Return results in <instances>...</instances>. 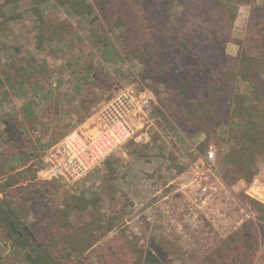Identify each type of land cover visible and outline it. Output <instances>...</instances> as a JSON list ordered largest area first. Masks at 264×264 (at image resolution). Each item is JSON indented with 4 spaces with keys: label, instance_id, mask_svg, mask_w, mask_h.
I'll return each mask as SVG.
<instances>
[{
    "label": "rangeland",
    "instance_id": "rangeland-1",
    "mask_svg": "<svg viewBox=\"0 0 264 264\" xmlns=\"http://www.w3.org/2000/svg\"><path fill=\"white\" fill-rule=\"evenodd\" d=\"M86 4L94 5L0 0V200L29 237L0 224V264H31L18 244L32 240L56 264H264V127L249 131L252 155V143L242 148L247 124L236 114L206 124L202 89L186 101L166 83L168 67L148 72L147 51L126 52L122 30ZM235 6L229 57L243 49L252 9ZM203 12L204 5L179 9L181 37L209 32L214 22ZM144 87L157 97L147 144H124L74 182L45 177L52 146L88 128L114 97ZM235 88L253 92L241 79ZM238 168L244 171L235 181ZM250 222L255 230L240 234Z\"/></svg>",
    "mask_w": 264,
    "mask_h": 264
},
{
    "label": "trees",
    "instance_id": "trees-1",
    "mask_svg": "<svg viewBox=\"0 0 264 264\" xmlns=\"http://www.w3.org/2000/svg\"><path fill=\"white\" fill-rule=\"evenodd\" d=\"M93 3L106 24L122 30L121 38L126 41V52L144 56L147 51L145 65L148 72L150 69L168 67L166 83L170 87L174 85L186 101L195 98L199 87L202 89L206 99L202 106H209L205 113L206 124L207 121L213 124L216 116L224 113L231 116L236 114L240 121L245 122L248 131L241 145L245 150L252 143L251 154L254 155L256 146L249 138L255 136L249 131L255 132L264 127V0L259 4L258 0H93ZM238 3L252 5L251 17L242 51L237 57H229L226 47L233 41L231 30L237 10L235 4ZM190 4L204 5L203 14L209 17L208 21L214 22L209 32L199 37L187 33L181 37L179 33L185 27L179 9L184 11ZM93 6L86 4L90 13H94ZM174 22L179 24L176 29ZM196 51L198 55L202 51L205 55L199 58ZM176 57H180L179 63H175ZM227 62L231 66L229 72L226 71L229 68ZM180 64L184 66L183 70H180ZM196 66H200L202 71L194 68ZM192 72L196 79L191 77ZM239 79L253 86L251 95L240 94L236 90L235 82ZM209 81L214 86L208 85ZM243 171L242 168L237 169L235 181L242 177ZM0 224L11 236L25 241L29 238L21 220L1 200ZM255 227L256 223L250 222L240 230V234L248 230L252 233ZM18 246L26 250V259L31 264H56L46 254L44 247L34 240ZM252 248L256 249V246ZM240 264H253V261L245 260Z\"/></svg>",
    "mask_w": 264,
    "mask_h": 264
},
{
    "label": "built area",
    "instance_id": "built-area-1",
    "mask_svg": "<svg viewBox=\"0 0 264 264\" xmlns=\"http://www.w3.org/2000/svg\"><path fill=\"white\" fill-rule=\"evenodd\" d=\"M156 104V94L147 87L114 97L90 119L88 128L75 129L50 148L43 158L45 177L74 182L124 144H147L158 121ZM214 157L210 147L207 160L212 162Z\"/></svg>",
    "mask_w": 264,
    "mask_h": 264
}]
</instances>
